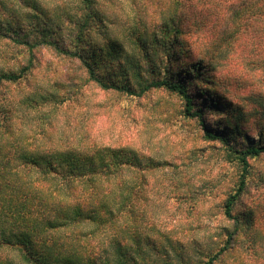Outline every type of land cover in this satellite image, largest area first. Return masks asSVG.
<instances>
[{"label": "rangeland", "instance_id": "obj_1", "mask_svg": "<svg viewBox=\"0 0 264 264\" xmlns=\"http://www.w3.org/2000/svg\"><path fill=\"white\" fill-rule=\"evenodd\" d=\"M163 1L99 0L94 6L99 20L92 22L84 47L97 51L111 46L116 61L100 74L107 80L129 79L135 90L139 82L179 79L186 84L194 109L205 103L201 91L207 90L219 111L205 104L200 121L185 115L183 101L175 94L154 90L129 98L103 91L85 81L76 62L47 48L34 50L36 68L26 81L0 86V148L14 139L22 149L127 147L146 166V201L138 208L144 229L137 227L140 234L134 242L128 241L130 264L204 262L219 249L224 229L232 230L222 219L221 206L236 190L240 169L227 159L226 146L209 141L205 131L233 129L238 132L232 144L249 140L264 145L263 34L258 39L255 28L244 27L237 40L225 37L226 45L220 49L213 42L216 30L224 29L227 35L233 31L222 12L184 4L183 19L189 25H182L186 31L179 35L182 45L165 49L169 40L165 24L173 14L161 6ZM4 2L0 20L5 28L29 40L50 34L69 45L74 28L66 16L77 11L74 0ZM196 22H201L202 30L193 26ZM27 59L24 49L0 39V71L17 72ZM197 67L203 75L198 82L193 75L184 76ZM70 84L75 86L74 95L52 112L50 100L66 97ZM44 100L43 107L35 105ZM249 166L244 193L234 209L242 223L247 222L245 216L248 222L242 225L233 252L217 264H264V235L254 236L264 234V156L249 160ZM137 172L134 168L133 177ZM112 240L99 237L93 244L102 255H110L115 247ZM6 261L22 264L16 251L1 248L0 262Z\"/></svg>", "mask_w": 264, "mask_h": 264}, {"label": "trees", "instance_id": "obj_2", "mask_svg": "<svg viewBox=\"0 0 264 264\" xmlns=\"http://www.w3.org/2000/svg\"><path fill=\"white\" fill-rule=\"evenodd\" d=\"M4 1L0 0V11L5 8ZM74 3L77 11L72 16H66L74 28L67 46L50 34L42 40L21 37L17 31L5 28L0 20V39L10 40L28 55L27 64L17 72L0 71V86L26 81L36 68L34 50L47 48L70 63L76 62L85 81L103 91L129 98H141L154 90L175 94L183 101L185 115L198 121L202 119V108L207 103L219 111V105L207 90L201 91L205 103L194 109L187 86L179 79L166 77L139 82L137 90L129 79H104L100 71L112 68L116 61L113 48L106 46L105 50L86 51L84 47L92 22L99 20L94 10L99 0H74ZM184 4L195 9L207 8L213 13L222 12L223 20L233 27V31L227 35L224 29L216 30L213 42L220 49L226 43L225 37L231 36L237 40L244 27L246 30L255 28L253 35L259 39V34H263L264 39V0H164L161 6L173 14L167 17L165 24L169 39L165 49L175 50L179 44L182 45L179 35L186 33L182 25H189V21L183 19ZM196 23L193 26L202 30L201 22ZM224 52H220V55H225ZM100 56L101 60L98 58ZM202 65V68L206 67L204 62ZM200 72L201 68H192L184 72V76L193 75L197 79L194 82H198V77L203 76ZM70 85L66 97L55 96L50 100L52 112H57L74 95L75 86ZM41 103L35 101L38 107H43L47 101ZM48 117L49 114L44 118L48 120ZM205 132L209 141H219L226 146L227 159L240 169L236 190L224 199L221 206L222 219L232 225V230L224 229L219 249L209 254L204 262L195 263L217 264L233 252L242 225H247L248 216H245L247 222L242 223L234 209L246 187L249 160L264 156V145L249 140L232 144V136L238 132L233 129L224 132L213 128ZM18 142V139H14L7 143V148H0V249L16 251L22 264H130L128 241L134 242L140 234L139 227L143 228L140 220L143 212H138V208L146 201V166H142L127 147L59 148L53 145L44 148L39 145L34 149L22 146V149ZM19 166L23 168L19 170ZM134 168L138 171L135 177ZM21 171L25 172L21 175ZM137 219L140 222L135 224ZM262 235L254 233L257 237ZM110 236L115 244L114 253L102 255L103 252L100 247L94 246L93 240Z\"/></svg>", "mask_w": 264, "mask_h": 264}]
</instances>
